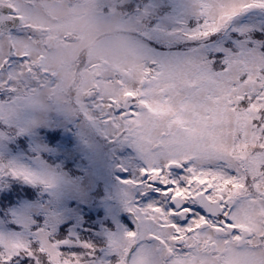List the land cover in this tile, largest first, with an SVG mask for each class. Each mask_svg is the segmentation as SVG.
Returning <instances> with one entry per match:
<instances>
[{
	"label": "snow or ice",
	"instance_id": "snow-or-ice-1",
	"mask_svg": "<svg viewBox=\"0 0 264 264\" xmlns=\"http://www.w3.org/2000/svg\"><path fill=\"white\" fill-rule=\"evenodd\" d=\"M102 7L148 62L71 120L90 164L52 138L0 152V264H212L218 243L264 239V0ZM19 19L0 38L22 44ZM16 51L0 61L28 63ZM37 123L0 91V143Z\"/></svg>",
	"mask_w": 264,
	"mask_h": 264
},
{
	"label": "rangeland",
	"instance_id": "rangeland-1",
	"mask_svg": "<svg viewBox=\"0 0 264 264\" xmlns=\"http://www.w3.org/2000/svg\"><path fill=\"white\" fill-rule=\"evenodd\" d=\"M0 3L12 5L21 13L16 33L26 39L22 44L13 39L16 55L24 52L30 58L28 63L14 64L18 83L9 79L13 73L5 69L7 63L0 61V91L12 94L27 116L38 122L32 130L34 136L0 143V152H14L19 140H24L25 146L35 138L47 143L49 139L42 137L41 129L52 125L62 131L59 137H53L55 143L49 147L63 144L76 152L79 161L90 164L91 154L79 141L71 120L93 101L118 94L117 80L134 79L143 72L148 54L136 29L122 13L105 11L102 0H0ZM43 41L48 48L46 53L41 49ZM4 42L1 39L0 45ZM0 56H5L3 50ZM11 84L16 86L15 91L9 88ZM30 85L31 89L26 90ZM73 168L83 170L79 163ZM101 219L111 222L107 215ZM259 240L253 238L249 245ZM236 249L218 243L212 253V264H220L221 254H231Z\"/></svg>",
	"mask_w": 264,
	"mask_h": 264
},
{
	"label": "flooded vegetation",
	"instance_id": "flooded-vegetation-1",
	"mask_svg": "<svg viewBox=\"0 0 264 264\" xmlns=\"http://www.w3.org/2000/svg\"><path fill=\"white\" fill-rule=\"evenodd\" d=\"M220 264H264V246L256 241L243 249L237 248L231 254H221Z\"/></svg>",
	"mask_w": 264,
	"mask_h": 264
},
{
	"label": "trees",
	"instance_id": "trees-1",
	"mask_svg": "<svg viewBox=\"0 0 264 264\" xmlns=\"http://www.w3.org/2000/svg\"><path fill=\"white\" fill-rule=\"evenodd\" d=\"M47 138H48V139H50V138L55 139V138H53L51 135H48ZM74 170H75V169H74Z\"/></svg>",
	"mask_w": 264,
	"mask_h": 264
}]
</instances>
